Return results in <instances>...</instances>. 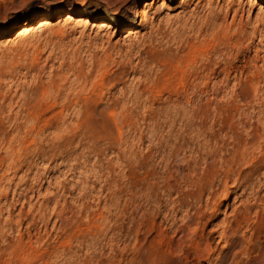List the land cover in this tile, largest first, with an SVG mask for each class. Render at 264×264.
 <instances>
[{
  "label": "rangeland",
  "instance_id": "374dc122",
  "mask_svg": "<svg viewBox=\"0 0 264 264\" xmlns=\"http://www.w3.org/2000/svg\"><path fill=\"white\" fill-rule=\"evenodd\" d=\"M256 214L264 0H0V264H260Z\"/></svg>",
  "mask_w": 264,
  "mask_h": 264
},
{
  "label": "bare ground",
  "instance_id": "6f19581e",
  "mask_svg": "<svg viewBox=\"0 0 264 264\" xmlns=\"http://www.w3.org/2000/svg\"><path fill=\"white\" fill-rule=\"evenodd\" d=\"M249 1H253V0H249ZM147 12H148L147 7L139 9L138 15L141 16V19H140V23L138 24V26H143V27L147 26L148 23H147V20L145 19V15ZM48 20L49 19H46V18L40 19L39 21H37L35 27L32 24H28V25L21 27L18 30L17 37L18 36H25V35L29 34L32 31H35V30L43 29L45 26L48 25V23H49ZM78 22H79L78 17H76V15H74V13H71V12L65 13L59 19V23H62L64 25H68L71 23H78ZM94 24L95 23H92L93 26H96V24L95 25ZM105 26H109V25L106 23ZM7 38H10V37H7ZM7 40H8L7 42H10V41L12 42V40H9V39H7ZM242 219L245 220L244 218H242ZM255 219H257V220L255 222L254 221L252 222V223H254V225L248 224L246 227V230L253 228V233H258V232L264 231V219H261V217L258 216L257 214L255 215ZM256 222H257V224H255ZM254 226H256V227H254ZM257 251H258V253H257L258 262L260 264H264V243L262 245L260 243H258Z\"/></svg>",
  "mask_w": 264,
  "mask_h": 264
}]
</instances>
